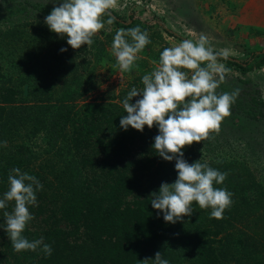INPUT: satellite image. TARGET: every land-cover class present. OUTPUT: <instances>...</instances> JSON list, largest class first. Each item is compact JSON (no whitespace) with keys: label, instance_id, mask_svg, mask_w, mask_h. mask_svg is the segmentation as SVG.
Returning <instances> with one entry per match:
<instances>
[{"label":"rangeland","instance_id":"1","mask_svg":"<svg viewBox=\"0 0 264 264\" xmlns=\"http://www.w3.org/2000/svg\"><path fill=\"white\" fill-rule=\"evenodd\" d=\"M60 2L0 0V62L26 97L30 98L31 91H44L40 109L47 113L55 110L56 98L67 91H72L69 104L100 101L116 103L125 111L123 99L132 87H143L142 76L153 70L163 49L201 33L209 37L214 48H229L230 56L238 60L264 47V0H116L110 10L132 25H108L105 15V28L93 37L95 45L80 49H73L66 36L52 32L45 23ZM137 26L148 32L151 43L139 53L138 67L121 73L111 50L114 35L120 28ZM62 48L67 51L62 52ZM221 63L230 71L217 93L240 89L231 115L222 121L218 133L182 151L189 163L202 158V163L227 173L223 184L214 183V187L233 193V203L222 219L210 218L211 208L201 209L193 203V214L160 230L161 239L145 247L144 259H154L160 251L170 264H178L182 242L197 233L214 239V250L221 260L245 264L259 259L264 264V64L243 72L234 64ZM20 67L19 75H13ZM81 83L82 93L78 95L76 84ZM32 93L34 100H41ZM1 128L0 124L3 131ZM42 134H36L38 143L44 138ZM58 160L65 171L63 160ZM177 175L175 161L160 156L153 168L138 173L140 181L153 192H158L163 182L173 183Z\"/></svg>","mask_w":264,"mask_h":264},{"label":"trees","instance_id":"2","mask_svg":"<svg viewBox=\"0 0 264 264\" xmlns=\"http://www.w3.org/2000/svg\"><path fill=\"white\" fill-rule=\"evenodd\" d=\"M114 15L118 25H132ZM222 61L246 72L264 64V53ZM7 75L12 74L0 62V144L7 141V147L0 146V198L8 190L11 169L34 175L43 188L36 193L37 205L30 206L34 219L23 235L29 240L43 237L53 251L51 256L39 249L14 251L5 231L4 211L14 207L9 202L0 210V264H140L145 247L158 243L159 231L171 224L152 207L153 191L138 177L159 160L153 149L158 127L124 130L120 119L127 113L118 104H69L72 91L56 98L54 111L44 112V91H31L30 99ZM83 84H76V94L82 93ZM32 92L41 100H34ZM38 132L44 137L40 143ZM212 240L197 233L189 237L181 244L178 264H236L221 260ZM245 264L262 263L253 259Z\"/></svg>","mask_w":264,"mask_h":264},{"label":"clouds","instance_id":"3","mask_svg":"<svg viewBox=\"0 0 264 264\" xmlns=\"http://www.w3.org/2000/svg\"><path fill=\"white\" fill-rule=\"evenodd\" d=\"M115 6L116 0H62L45 18V23L52 32L66 36L67 44L73 49L83 45L91 47L93 37L105 28L104 16H109L108 25L114 23L109 10ZM150 43L148 32L139 26L118 29L111 50L120 72H131L138 67L139 53ZM230 55L229 48H214L203 33L194 39L182 40L163 49L153 70L142 76L143 87H132L122 101L127 115L121 116L120 126L124 130L131 126L140 132L145 126L158 127L153 149L165 161H175L176 180L163 182L159 191L151 194L150 203L163 212L165 222L175 224L191 216L193 203L201 209L211 208L210 218L222 219L233 203V193L214 187V183L223 184L227 173L210 167L206 161L202 163V158L189 163L182 151L193 143L208 140L211 133H218L222 121L231 115V106L240 89L216 91L230 71L221 61ZM134 97H139L135 103ZM0 146L7 147V141ZM8 184V190L0 198V210L14 202L11 212L4 211L5 231L14 251L39 249L51 256L53 249L43 237L29 240L23 235L34 219L29 209L37 205L36 193L43 185L34 175L18 167L10 170ZM140 264H170V261L157 251L154 259L145 258Z\"/></svg>","mask_w":264,"mask_h":264},{"label":"water","instance_id":"4","mask_svg":"<svg viewBox=\"0 0 264 264\" xmlns=\"http://www.w3.org/2000/svg\"><path fill=\"white\" fill-rule=\"evenodd\" d=\"M112 16H114L116 19H118L113 12H110ZM125 23V22H124ZM257 52H261V53H264V47L260 50V51H257ZM230 60H237L236 58L234 57H229Z\"/></svg>","mask_w":264,"mask_h":264}]
</instances>
